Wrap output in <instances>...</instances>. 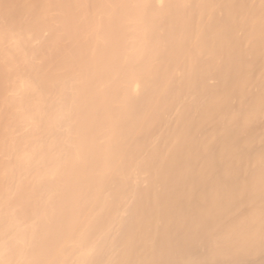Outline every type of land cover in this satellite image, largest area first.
<instances>
[{
	"label": "bare ground",
	"instance_id": "obj_1",
	"mask_svg": "<svg viewBox=\"0 0 264 264\" xmlns=\"http://www.w3.org/2000/svg\"><path fill=\"white\" fill-rule=\"evenodd\" d=\"M0 264H264V0H0Z\"/></svg>",
	"mask_w": 264,
	"mask_h": 264
}]
</instances>
